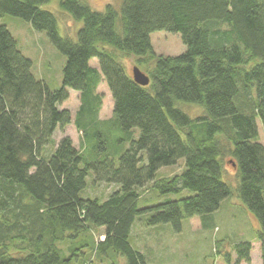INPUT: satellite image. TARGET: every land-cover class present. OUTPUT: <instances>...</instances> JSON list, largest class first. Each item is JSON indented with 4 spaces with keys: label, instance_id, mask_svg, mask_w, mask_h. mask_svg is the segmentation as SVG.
<instances>
[{
    "label": "trees",
    "instance_id": "1",
    "mask_svg": "<svg viewBox=\"0 0 264 264\" xmlns=\"http://www.w3.org/2000/svg\"><path fill=\"white\" fill-rule=\"evenodd\" d=\"M49 1L0 0V18L28 21L65 56L61 86L51 89L0 23V264H80L87 249L107 264L119 257L151 264L130 240L136 217L148 214L147 225L168 223L176 233L193 216L209 227L233 196L257 221L264 264V0H121L119 9L108 3L101 11L86 0H58L80 22L74 37L62 36L56 15L40 7ZM155 31L179 33L186 50L157 54ZM119 54L135 57L147 85L133 80ZM102 80L113 99L108 119L98 115ZM71 89L80 99L75 118L61 107ZM184 102L202 113L190 116ZM72 121L82 133L79 147L68 135L53 140ZM107 121L129 142L117 157L101 133ZM226 155L235 187L223 179ZM180 159V173L155 178ZM91 172L96 183L116 185L106 198L81 195ZM148 184L159 195L189 194L139 206ZM97 227L102 239L94 241L89 231ZM224 241L216 240L215 252L226 264L251 261L250 240L231 249Z\"/></svg>",
    "mask_w": 264,
    "mask_h": 264
},
{
    "label": "rangeland",
    "instance_id": "2",
    "mask_svg": "<svg viewBox=\"0 0 264 264\" xmlns=\"http://www.w3.org/2000/svg\"><path fill=\"white\" fill-rule=\"evenodd\" d=\"M95 10H104L109 3L120 8L121 0H86ZM42 9L53 12L58 20L60 34L74 37V30L79 27L80 22L72 20L67 13L59 9L58 0H50L40 6ZM0 23L5 24L13 37L17 40L19 48L23 53L33 61L32 71L35 77L43 79L51 89L61 86L62 69L65 63V56L62 55L49 41L44 31L35 30L31 24L19 17L5 14L0 18ZM70 32V33H69ZM71 34V35H70ZM151 41L154 51L162 55H177L186 50L185 44L181 40L179 33L167 31H155L151 34ZM109 47V46H107ZM121 62L125 66L128 74H132V67L138 65L132 55L119 54ZM91 65L98 64L97 59L91 60ZM140 69L145 72L143 66ZM147 74V72H145ZM97 92L101 95L102 101L99 109V117L108 119L112 116L113 99L104 80L97 85ZM80 104L79 92L69 91V98L61 104V107L68 108L75 118L78 106ZM193 103H183L181 107L190 116L202 113L201 106ZM101 133L107 141L108 154L117 157V155L128 147L127 136L116 126H112L108 121L100 126ZM133 134L136 138L139 130L135 128ZM81 132L76 128L74 122L67 125L63 130L57 129L53 134V140H58L63 135L71 137L74 145L79 147ZM258 139L264 144V129L258 121ZM90 157L94 158L96 153L89 150ZM103 156V154L101 153ZM97 157H100L97 155ZM225 171L223 179L229 182L233 187L237 184V175L231 164V158L226 155L223 158ZM184 168V160L180 159L177 164L162 166L156 173V179L173 174L180 173ZM91 172L87 177V186L81 195L83 197L98 196L106 198L112 190L116 188L115 184L96 183ZM148 184L141 189L139 206L151 205L156 202L167 199H176L188 195L189 191L184 190L180 194L157 195ZM239 199L235 196L227 198L223 205L214 213L212 226L204 227L201 224V216L184 218L182 230L174 232L170 224L147 225L148 214H142L136 217L134 221L130 240L132 245L140 249L151 264H226L222 258L215 252V242L223 238L224 244L231 249L232 242L242 239L253 240L256 234V223L248 212L239 205ZM90 236L94 241L102 239L103 228H91ZM64 250L67 248V242L59 244ZM253 247V245H252ZM257 249L251 252V261L241 264H261L260 255L256 256ZM260 252L258 248V253ZM235 255L232 253V258ZM80 264H107L108 261L100 257L94 249H87ZM118 264H124L123 257H119Z\"/></svg>",
    "mask_w": 264,
    "mask_h": 264
},
{
    "label": "water",
    "instance_id": "3",
    "mask_svg": "<svg viewBox=\"0 0 264 264\" xmlns=\"http://www.w3.org/2000/svg\"><path fill=\"white\" fill-rule=\"evenodd\" d=\"M132 78L136 83L140 85H147L150 80L149 76L145 72H143L137 65H134L132 67Z\"/></svg>",
    "mask_w": 264,
    "mask_h": 264
},
{
    "label": "crops",
    "instance_id": "4",
    "mask_svg": "<svg viewBox=\"0 0 264 264\" xmlns=\"http://www.w3.org/2000/svg\"><path fill=\"white\" fill-rule=\"evenodd\" d=\"M243 209V208H242ZM243 210H245V209H243ZM246 211V210H245ZM250 215V214H249ZM253 218V217H252ZM254 219V218H253ZM254 222L256 223V227H257V221L254 219ZM251 242H252V245H253V248H252V253H253V250H254V248L255 249H257V251H256V256L258 257V255H260V252L258 253V248H259V243L255 240V239H253V240H251Z\"/></svg>",
    "mask_w": 264,
    "mask_h": 264
}]
</instances>
